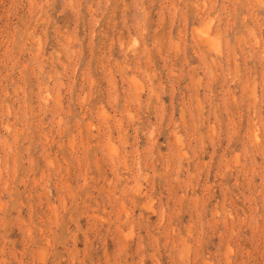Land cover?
<instances>
[{
	"label": "rangeland",
	"instance_id": "rangeland-1",
	"mask_svg": "<svg viewBox=\"0 0 264 264\" xmlns=\"http://www.w3.org/2000/svg\"><path fill=\"white\" fill-rule=\"evenodd\" d=\"M0 264H264V0H0Z\"/></svg>",
	"mask_w": 264,
	"mask_h": 264
},
{
	"label": "bare ground",
	"instance_id": "bare-ground-1",
	"mask_svg": "<svg viewBox=\"0 0 264 264\" xmlns=\"http://www.w3.org/2000/svg\"><path fill=\"white\" fill-rule=\"evenodd\" d=\"M124 250V249H123Z\"/></svg>",
	"mask_w": 264,
	"mask_h": 264
}]
</instances>
